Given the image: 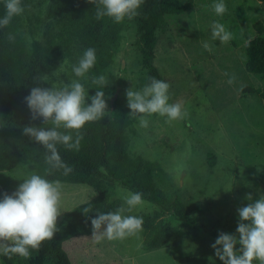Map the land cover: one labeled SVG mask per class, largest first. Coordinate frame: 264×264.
Instances as JSON below:
<instances>
[{"label":"rangeland","instance_id":"obj_1","mask_svg":"<svg viewBox=\"0 0 264 264\" xmlns=\"http://www.w3.org/2000/svg\"><path fill=\"white\" fill-rule=\"evenodd\" d=\"M179 1L185 10L168 18L166 30L156 32L153 63L162 80L170 84L169 103L183 102L188 115L166 123L167 117L153 114L148 117L147 128L139 126L138 118L128 115L131 123L127 135L130 152L157 161L165 169L191 221L181 225L172 220L183 235L175 234L167 245L150 251L142 247V231L138 236L105 239L99 244L93 242L92 235L73 238L63 243L72 264H223L211 244L221 231L238 238L237 209L252 202L245 198L246 194L251 193L253 201L264 195V99L241 90V85L264 89V79L244 69V45L254 33L252 25L257 21L264 23L261 8L252 1L224 0L227 11L217 16L212 8L216 0ZM214 21L232 33L229 42L212 38ZM137 41L134 28L123 31L115 63L105 75L118 91V100L127 114L131 110L126 89H142L137 83L147 75ZM204 43L211 46V52L203 47ZM83 52L75 39L46 68L43 76L47 75L48 81H42V87L75 79L68 78V74ZM225 72L235 73L233 84L227 82ZM110 109L107 105V111ZM74 151H85L83 140L79 150ZM208 154L214 155L213 162ZM33 170V165L20 163L11 171L0 172V198L4 193H13L26 173ZM127 191L114 184L112 199L117 200L119 207ZM92 195V190L83 185L63 186L58 219ZM154 209V204L144 200L142 206L125 214ZM253 264L259 261L254 260Z\"/></svg>","mask_w":264,"mask_h":264},{"label":"trees","instance_id":"obj_2","mask_svg":"<svg viewBox=\"0 0 264 264\" xmlns=\"http://www.w3.org/2000/svg\"><path fill=\"white\" fill-rule=\"evenodd\" d=\"M22 5L24 12L14 16L8 26L0 28V172L28 163L43 175L47 167L44 162L46 150L22 131L24 126H44L42 118H31L24 99L32 87H42V81L33 78L43 76L46 68L77 39L84 50L95 49L96 63L87 78L75 77L72 70L68 78L80 79L91 97L99 87L92 84L91 78L106 75L115 63L123 31L134 28L141 64L147 73L137 83L138 87L148 84L150 77L162 80L153 63L156 32L166 30L168 18L186 7L179 0H144L137 16L115 23L107 16L96 19L95 5L89 0H22ZM4 14V0H0V18ZM253 26L256 34L244 45V69L246 73L264 79V25L257 21ZM9 33L15 36L14 42L8 41ZM100 90L104 91V99L111 109L101 120L87 122L81 129L84 152L77 153L57 145L62 160L73 171L68 175H62V170L54 171L47 177L60 180L63 186L83 185L96 194L63 213L57 221L59 230L54 237L42 242L38 250H32L29 259L0 253V264H72L63 243L92 235L91 219L96 218L98 212L107 213L119 207L117 200L112 199L115 183L131 192H141L143 200L154 204L155 209L151 212L129 214L143 217L144 250L160 248L167 245L173 235H183L172 220L181 225L191 220L165 169L157 161L130 152L127 129L131 121L118 97L110 104L115 87L108 83ZM242 93L264 99V89L250 85L244 86ZM86 103L90 104L91 100L86 98ZM208 156L213 162L214 155ZM101 166L107 170V175L99 171ZM86 207L91 211L85 214L83 209Z\"/></svg>","mask_w":264,"mask_h":264},{"label":"clouds","instance_id":"obj_3","mask_svg":"<svg viewBox=\"0 0 264 264\" xmlns=\"http://www.w3.org/2000/svg\"><path fill=\"white\" fill-rule=\"evenodd\" d=\"M89 2L95 5L96 19L107 16L115 23H121L125 18L131 20L137 16L144 0ZM4 7L5 14L0 18V28L8 26L14 16L24 12L22 0H4ZM212 8L217 16H222L227 11L224 0H216ZM211 32L212 38L221 43L232 39V33L220 22L212 23ZM7 39L14 42L15 36L9 33ZM203 47L212 51L208 43H204ZM62 63L67 61L63 60ZM95 63V49L89 47L84 50L77 63L71 65L72 73L77 78H87V73ZM59 75L57 74V78ZM224 75L229 77V84L235 82V73L225 72ZM33 79L37 82L48 81V76H36ZM149 80L140 90H133L132 87L126 89L127 106L131 110L128 115L138 118L142 128L149 126L148 117L153 114L167 117L166 123L184 119L188 112L183 102L169 103L170 84L155 77H150ZM91 82L99 86L91 97H88L87 89L80 79H72L69 82L61 80L58 85L51 84V87H32L30 94L24 98L31 118H42L44 126H24L22 131L46 150L44 162L47 167L43 175L34 170L27 172L13 193H4L0 198V253L29 259L32 250H38L42 242L52 239L59 230L57 219L61 215L63 184L58 179L49 180L47 177L59 170H62V175H68L73 168L62 160L57 145L78 151L83 139V126L87 122L101 120L108 112L105 93L100 90L109 83L108 78L105 75L94 76ZM243 87L241 85V90ZM86 98L91 100L90 104L86 103ZM49 124L51 127H45ZM99 171L107 175L103 166ZM142 197L143 194L139 191H127L121 197L123 205L115 211L98 212L96 218L91 219L93 242L99 244L105 239L114 241L138 236L142 231L143 217L125 213H131L142 206ZM245 198L252 202L237 209L238 238L235 234L221 231L211 244L215 255L223 264H253L254 260L264 264V195L253 201L251 193H248ZM83 211L85 214L89 213L91 208L86 207ZM102 225H105L103 229ZM237 244L240 245L238 249L235 247ZM218 245L222 247H217Z\"/></svg>","mask_w":264,"mask_h":264},{"label":"crops","instance_id":"obj_4","mask_svg":"<svg viewBox=\"0 0 264 264\" xmlns=\"http://www.w3.org/2000/svg\"><path fill=\"white\" fill-rule=\"evenodd\" d=\"M244 1H245V2L252 1V3L255 2V3L258 5V8H261V9H260V12H261V14L264 16V2H263V1H260V0H244ZM260 22H261V21H260ZM253 24H254V23H253ZM262 24L264 25L263 22H262ZM252 27H253V31H254V33H253V35L251 36V38L254 37L255 34H256L253 25H252ZM247 41H248V40H247Z\"/></svg>","mask_w":264,"mask_h":264},{"label":"water","instance_id":"obj_5","mask_svg":"<svg viewBox=\"0 0 264 264\" xmlns=\"http://www.w3.org/2000/svg\"><path fill=\"white\" fill-rule=\"evenodd\" d=\"M117 94H118V91H115V92H114V95L112 96V98H111V100H110V104H111V105H112L113 101L116 99Z\"/></svg>","mask_w":264,"mask_h":264}]
</instances>
